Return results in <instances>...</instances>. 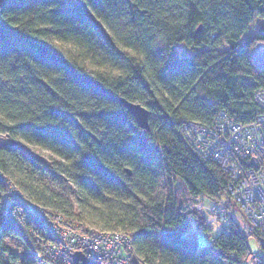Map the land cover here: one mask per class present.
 <instances>
[{"label":"trees","instance_id":"obj_1","mask_svg":"<svg viewBox=\"0 0 264 264\" xmlns=\"http://www.w3.org/2000/svg\"><path fill=\"white\" fill-rule=\"evenodd\" d=\"M259 20L264 0H2L0 135L12 142L0 144V198L12 181L92 233L126 231L130 264H242L250 238L231 218L199 244L207 214L190 202L231 204L230 174L183 127L264 117L251 55L264 25L245 38ZM120 97L149 110L148 130ZM27 235L0 213V264H53L6 243L31 250Z\"/></svg>","mask_w":264,"mask_h":264},{"label":"built area","instance_id":"obj_2","mask_svg":"<svg viewBox=\"0 0 264 264\" xmlns=\"http://www.w3.org/2000/svg\"><path fill=\"white\" fill-rule=\"evenodd\" d=\"M254 51L252 48L251 53ZM254 97L264 107V90L256 91ZM224 117L220 114L211 128L196 123L183 127L193 149L202 158L216 161L230 174L228 191L232 204L240 208L237 214L224 205L206 207L203 201L190 202V209L207 212L199 244H204L203 239L213 240L222 232L230 233L227 225L233 219L245 236H254L258 241V250L250 251L242 264H264V117L248 126L232 123ZM45 211L11 181L7 182V191L0 198V213L27 227L33 256H44L53 264H78L72 257L75 252H82L87 259L100 264H130L132 254L139 259L127 232L92 233L91 229L73 225L59 214ZM192 235V231L183 234Z\"/></svg>","mask_w":264,"mask_h":264},{"label":"rangeland","instance_id":"obj_3","mask_svg":"<svg viewBox=\"0 0 264 264\" xmlns=\"http://www.w3.org/2000/svg\"><path fill=\"white\" fill-rule=\"evenodd\" d=\"M262 24V23H261ZM260 24V22H258V21H256L255 23H253V25H252V27H251V29H250V31L248 32V34L247 35H245V38H247V37H249V36H254V35H256L258 32H259V30L261 29V27H263V25H261ZM258 42V41H257ZM256 42V43H257ZM255 43V44H256ZM183 48V47H182ZM182 50V49H181ZM10 142H12V140L9 138V137H7V136H5V135H0V144H8V143H10ZM44 155H43V158L46 160V159H48L49 158V156H47V155H49V153L48 152H44L43 153ZM12 182V181H11ZM13 183V182H12ZM14 184V183H13ZM179 184V188L180 189H183V185L181 184V183H178ZM14 186L18 189V187L16 186V184H14ZM19 190V189H18ZM65 193L68 195V196H71V192H70V190H66L65 191ZM24 194V193H23ZM30 200V199H29ZM31 201V200H30ZM206 204V203H205ZM209 205L208 204H206V207H208ZM224 206H226V207H229V210L230 209H234L235 211H239V214H240V208H238L235 204H228V205H224ZM45 209V208H44ZM47 212H53V211H50V210H47V209H45ZM45 211V212H46ZM198 212V211H197ZM53 213H55V212H53ZM207 213V212H206ZM57 214V213H56ZM67 219V218H66ZM69 220V219H68ZM72 223H73V225H78V226H80V227H83V228H86V229H91L92 230V228H87L83 223H81V222H76V221H72V220H70ZM206 224V223H205ZM123 232H126V231H123ZM29 233V232H28ZM129 238L131 239V236H129ZM248 238H250L249 239V247H250V250L251 251H253V252H256L257 250H258V241L254 238V236H251V237H248ZM131 241H132V239H131ZM27 242H28V240H27ZM6 243L9 245V246H11L16 252H18L22 257H25V256H27V254L29 253V251H30V248L28 247V244H25L24 243V241H22V240H18V239H16V238H8L7 240H6ZM132 243H133V241H132ZM80 253H82V252H80ZM41 258H44V259H46L47 261H49L50 263L52 262V261H50V260H48L46 257H41ZM37 264H46V263H44V262H37Z\"/></svg>","mask_w":264,"mask_h":264},{"label":"water","instance_id":"obj_4","mask_svg":"<svg viewBox=\"0 0 264 264\" xmlns=\"http://www.w3.org/2000/svg\"><path fill=\"white\" fill-rule=\"evenodd\" d=\"M2 0H0L1 4ZM119 101L128 109V112L135 117V120L139 127L143 130H148L150 128L149 125V116L150 112L149 110L141 105L140 103L131 102L123 97L119 98ZM96 140L97 137L95 135H92ZM128 173L130 174V171L128 170ZM73 259L78 264H100L95 261H91L87 259L82 253L76 252L73 254Z\"/></svg>","mask_w":264,"mask_h":264},{"label":"snow or ice","instance_id":"obj_5","mask_svg":"<svg viewBox=\"0 0 264 264\" xmlns=\"http://www.w3.org/2000/svg\"><path fill=\"white\" fill-rule=\"evenodd\" d=\"M252 47L255 49V51L251 53L253 59L264 63V40L259 41L258 44H254Z\"/></svg>","mask_w":264,"mask_h":264},{"label":"crops","instance_id":"obj_6","mask_svg":"<svg viewBox=\"0 0 264 264\" xmlns=\"http://www.w3.org/2000/svg\"><path fill=\"white\" fill-rule=\"evenodd\" d=\"M258 22H260V24L262 23L261 25L264 24V20H259Z\"/></svg>","mask_w":264,"mask_h":264},{"label":"bare ground","instance_id":"obj_7","mask_svg":"<svg viewBox=\"0 0 264 264\" xmlns=\"http://www.w3.org/2000/svg\"><path fill=\"white\" fill-rule=\"evenodd\" d=\"M31 240L33 241V238H31ZM76 253V252H75ZM74 254V253H73ZM73 254H72V257H73Z\"/></svg>","mask_w":264,"mask_h":264}]
</instances>
